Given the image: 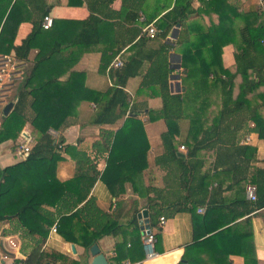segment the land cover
Wrapping results in <instances>:
<instances>
[{"label":"crops","instance_id":"obj_1","mask_svg":"<svg viewBox=\"0 0 264 264\" xmlns=\"http://www.w3.org/2000/svg\"><path fill=\"white\" fill-rule=\"evenodd\" d=\"M109 2L110 0H0V38L8 22L5 35L14 41V46L8 55L14 56L21 62L15 54V49L32 34L36 24L41 22L42 25L45 16L52 17L55 27L50 30L42 28L43 31L34 42L28 58L22 60L25 68L33 67L39 54H46L55 49L57 52L55 57L41 67L39 75L44 80L48 77L55 79L60 87L69 86L70 92H66L68 95L77 98L85 95L89 98V96L93 97L90 91L103 94L112 88H122L129 97V104L136 105L134 111L150 145L146 156L148 167L143 172L144 163L141 156L136 157V154L132 167L120 168V164L126 163L125 161L130 162L131 149L140 150L145 147L146 144L140 134L141 126L132 124L127 127L129 136L133 137L125 136L117 141L123 153L118 149L116 157L111 161L110 153L102 150L107 140V132L116 135L123 128L124 122L129 118L131 107L126 116L116 123L98 125L93 123L98 107L87 99L81 102L78 111L77 108L74 110L77 111V115L71 119L74 122L72 121L64 132L50 131L53 137L63 138V147L56 150L53 159L39 163L40 167L45 168L38 169L43 172L39 179L36 176L25 178L23 182H18V188L17 186L13 188L15 195L24 188L27 198L51 203L42 204L43 213L54 219L52 226L41 222L49 231L42 247L43 252L50 256L46 264H91L93 260L90 249L87 250L82 244L85 239L83 236L86 237L88 232L93 231L86 229V218L83 216L73 218L76 210L66 204L67 199L58 203L65 192L61 184L75 178L77 158L82 154H86V160L91 164L92 175L94 176L95 171L100 174L88 199L93 197L97 206L111 217L114 224L121 226L117 235H105L92 244L99 247L110 264H179L186 254L193 258L199 255L205 258L206 254L212 253V250L209 249L210 246L196 245V240L202 242L212 236L213 232H219L234 225L235 222L244 230L252 231L258 264H264V208L251 214L240 210L236 214L237 221H234L233 213L216 212L206 206L199 207L195 214L176 212L178 208L185 206L187 191L181 186V170L178 163L165 155L162 135L168 131V126L164 119L152 120L163 106L160 95L161 85L151 83L149 84L151 87L142 88L147 81L148 72L155 67L162 69L167 64L170 70L168 75L170 94L184 92L182 54L176 45L177 39L174 38L175 29L178 28L179 35L181 27L175 26L166 39L162 38L160 31L155 37L149 36L146 31L151 25L158 30L157 22L173 9L176 0ZM192 4L195 9L201 7L200 0H192ZM92 16L101 22L97 26V34L91 40L79 42L77 37L81 34L82 22ZM193 20L204 23L203 17H193ZM118 58L124 63L131 60L137 62L130 71L136 74L131 75L124 86L119 85L120 77H111L113 72L120 70L111 68L112 63ZM222 58L226 69L234 68L235 47L226 46ZM106 65L107 68L104 69ZM178 65L181 68L175 69ZM175 76H179L178 79H175ZM162 80L158 77L155 79L158 83ZM237 81L235 98L239 94L242 79L239 78ZM18 86L19 84L13 88L12 96ZM217 93L218 91L214 90L211 95L209 94V107L205 108L209 117L206 128H209L212 120L219 116L221 100ZM248 99L252 106H261L259 116L264 120V85L249 95ZM190 104L186 108V114L189 116L195 110ZM150 110H154V113H150ZM178 127L180 133L176 137L175 144L180 155L186 156L189 150L186 138L190 120H181ZM254 127L255 123L250 121L236 138H231V144L229 142L224 145L231 146L232 151L235 150V146L247 147L245 158H237L235 154L227 152L225 156L223 155L222 162L227 169L237 161L245 160L243 171L236 173L237 175L229 171L226 173L222 168L218 170L213 168L218 155L217 148L221 145L218 144L213 150L199 151L198 159L203 162L202 172L199 173L209 175L210 191L214 188L225 191L223 195L217 197L221 203L224 201L229 203L235 198H244L252 202L247 197V187L252 185L251 181L257 170L264 171V138L252 130ZM27 138H34L35 141L37 138L36 130L28 123L15 140L11 139L0 144L1 170L25 161L17 155L16 147ZM182 146L185 147L184 151L181 150ZM242 176H245L247 181L234 183L235 179ZM89 180L85 181V186H88ZM114 185L117 186V194L111 190ZM86 201L79 205V208ZM153 208L161 211L162 215L158 216ZM144 211L148 214L147 218H139ZM162 217L165 218V223H161ZM247 220L250 226L246 223ZM153 222L157 224L156 227L152 226ZM56 223H59V231L54 233L52 228ZM38 224L40 226V222ZM25 226L18 217H11L0 223V264L28 260L42 237L30 234ZM146 233L155 235V248L158 252L156 258L147 259L142 242ZM211 247L214 248L212 245ZM234 248L238 250L236 246ZM159 258H162L163 262L158 260ZM229 259L232 264H245L244 258L239 255H231Z\"/></svg>","mask_w":264,"mask_h":264},{"label":"trees","instance_id":"obj_2","mask_svg":"<svg viewBox=\"0 0 264 264\" xmlns=\"http://www.w3.org/2000/svg\"><path fill=\"white\" fill-rule=\"evenodd\" d=\"M112 1L110 0L109 3ZM200 1L201 7L195 9L192 0H176L173 9L157 22L158 31L164 39L175 26L181 27L176 45L182 54L184 92L170 94L168 83L170 70L167 64L162 69L155 67L148 72L147 81L142 88L151 87L149 86L151 83L161 85L160 95L163 106L152 120L164 119L168 126V131L162 135L166 149L165 155L178 163L181 170V186L187 191L185 206L178 208L176 212L195 214L199 207L206 206L209 210L214 209L216 212L233 213L234 221H237L236 214L240 210L243 213L251 214L264 208V171L257 170L251 181L252 186L256 187L257 200L255 202L246 201L244 198H235L229 203L225 201L221 203L217 197L223 195L225 191L219 188L209 190L210 177L199 173L202 172L203 162L198 159V154L201 150H213L218 144L221 145L217 148L218 155L213 168L217 170L222 168L226 173L229 171L233 175H237L236 173L243 171L245 160L237 161L227 169L225 163L222 162L223 155L227 152L235 154L237 158H245L247 147L235 146V150L232 151L231 146L224 145L229 142L231 144V138H236L237 134L245 129L250 121L255 123L252 130L264 138V120L259 116L261 115V106H252L248 99L249 95L264 85V11L261 9L245 11L242 6L247 0ZM193 17H203L204 23L194 21ZM100 23V20L93 16L82 22L81 34L77 37L78 41L84 43L85 40H91L97 34V26ZM7 24L8 22H6L0 38V54L3 55L9 54L14 46L13 39H8L5 35L7 34L5 29ZM34 28L35 30L23 44L15 49L16 56L21 60L28 58L34 42L43 31L41 22ZM228 45L235 47V66L232 69H226L223 64V49ZM56 53L55 49H52L46 54H39L35 65L24 69L26 77L19 83L18 89L9 99L14 103V107L7 116L4 114L1 116L0 144L11 139L15 140L27 123L37 133V143L24 162L4 170L0 169V223L11 217H18L24 226L26 224L25 228L30 234L42 237L28 260L25 261L27 264H46V260L50 256L43 252L42 247L49 231L41 222L52 226L54 219H50L42 210V204H51L50 202L27 198L24 188L15 195L13 188L16 186L18 188V182L24 181L25 178L36 176L39 179L40 174H43L38 169L45 168L40 167L39 163L53 159L56 150L61 149L64 144L63 138L53 137L50 131L64 132L72 124L73 120L71 119L77 115L78 107L84 99L90 100L98 107V112L93 119V123L98 125L116 123L126 116L131 107L123 130H119V132L122 131L121 134L119 135L117 132L115 135L112 132H107V140L102 150L109 152L110 160L113 161L118 149L123 153L117 141L125 136L126 138L133 137L129 136L130 132L127 131V127L132 124L141 126V138L146 145L140 150L131 149L130 162L125 161L126 163L120 164V168L129 169L132 167L135 154L136 157L141 156L144 163L142 172L148 167L146 156L150 145L146 139L144 128L134 111L136 105L129 104V97L124 90L112 88L103 94L90 91L93 97L89 96V98L85 95L79 98L68 95L66 92H70L69 86H67L68 88H65L64 85L60 87L55 79L48 77L44 80L39 75L41 67L53 59ZM136 65L137 62L131 60L125 63L118 72H113L111 77H120L121 84L119 85L124 86L127 79L136 74L130 72L131 68ZM106 68L107 65L104 69ZM156 77L163 80L158 83L155 81ZM239 78L242 79V83L239 86V94L235 98L234 93L238 87L237 80ZM214 90L218 91L221 109L219 116L212 120V125L206 128L209 117H207L205 108L209 107V94L211 95ZM189 103L195 108L190 116L186 114ZM76 108L77 111L74 112ZM150 113L153 114L154 110H150ZM183 119L190 120L186 138L189 150L186 156L180 155L175 144L176 137L180 133L178 126ZM249 150L253 151V149ZM90 165L86 160V154L79 155L76 176L72 181L61 184L66 193L64 192L58 202L61 203L67 199L66 204L76 210L72 217L83 216L86 218V229L93 230L88 232L86 237L83 236L85 239L82 244L87 250L99 238L109 234L117 235L121 227L116 226L111 217L97 206L93 197L88 199L97 177L100 176L97 171L94 172V176L92 175ZM93 168L96 170L95 167ZM86 180H89L88 186H85ZM241 181H247V178L242 176L235 179L234 183L239 184ZM116 188V185L111 188L115 194H117ZM84 201L86 203L79 208V205ZM153 210L158 216L162 215L161 211L155 208ZM38 222H40V226ZM246 223L250 226L248 220ZM156 225L155 222L152 223L153 227ZM57 231H59V223ZM196 241V245L210 246L209 249L212 250V253L206 254L205 258L201 255L193 258L186 254L179 264H232L229 259L231 255L242 256L245 264L259 263L252 231L244 230L237 222L219 232H213L212 236L202 242L198 239ZM235 246L238 250H235ZM158 260L163 262L162 258Z\"/></svg>","mask_w":264,"mask_h":264},{"label":"built area","instance_id":"obj_3","mask_svg":"<svg viewBox=\"0 0 264 264\" xmlns=\"http://www.w3.org/2000/svg\"><path fill=\"white\" fill-rule=\"evenodd\" d=\"M259 9L264 11V0H259ZM42 28L44 30H50L54 26V20L50 16H45L43 22H42ZM147 34L151 37H155L158 34V30L154 28L152 25L146 29ZM124 61L120 58L116 59L112 65L111 68L114 69H121L124 66ZM25 64L21 60L18 61L14 56L12 55H2L0 56V117L3 114L4 107L9 103V99L12 96L13 88L19 84L24 76V69ZM1 126V125H0ZM36 141L34 138H27L23 140V143H20L16 147V153L19 155L23 160H26L27 157L30 155L33 147L35 146ZM181 150H185V147L182 146ZM247 197L252 202H255L257 200V193H256V187L255 186H248L247 190ZM161 223H165V218H161ZM58 223L54 225L52 228V232L57 233ZM143 245L145 247L146 256L147 259H153L156 258L158 255V252L156 251L155 244H156V238L155 235L152 233H146L143 237ZM157 252V253H156ZM13 264H27L25 261L20 262H14ZM125 264H132V263H125ZM136 264H142V263H136Z\"/></svg>","mask_w":264,"mask_h":264},{"label":"water","instance_id":"obj_4","mask_svg":"<svg viewBox=\"0 0 264 264\" xmlns=\"http://www.w3.org/2000/svg\"><path fill=\"white\" fill-rule=\"evenodd\" d=\"M175 33L176 35L174 36V38L177 39L178 38V28L175 29ZM180 68H181L180 65L175 67V69H180ZM178 77L179 76H175V79H178ZM13 107H14L13 102L8 103L4 107V110H3L4 115L7 116L10 113V111L13 109ZM147 216H148L147 212L144 211L142 214L139 215V218L141 217L147 218ZM90 253H91V256L93 257L91 264H110L108 261V258L104 254L101 253V250L99 249L97 245H93L90 248Z\"/></svg>","mask_w":264,"mask_h":264},{"label":"rangeland","instance_id":"obj_5","mask_svg":"<svg viewBox=\"0 0 264 264\" xmlns=\"http://www.w3.org/2000/svg\"><path fill=\"white\" fill-rule=\"evenodd\" d=\"M259 0H247L244 2V5L242 6L245 11L249 10H258ZM11 98V97H10ZM2 119L0 117V125H1Z\"/></svg>","mask_w":264,"mask_h":264}]
</instances>
